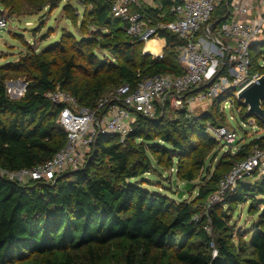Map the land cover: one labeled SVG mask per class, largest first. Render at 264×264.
Returning a JSON list of instances; mask_svg holds the SVG:
<instances>
[{
    "label": "trees",
    "instance_id": "obj_1",
    "mask_svg": "<svg viewBox=\"0 0 264 264\" xmlns=\"http://www.w3.org/2000/svg\"><path fill=\"white\" fill-rule=\"evenodd\" d=\"M113 1L95 2L84 25L97 30L90 40L77 42L66 34L68 40L57 46L64 54L67 44L72 50L56 78L52 69L57 60L45 56L55 48L22 58L15 70H4L16 73L18 67H24L28 76L25 92L18 99L8 96L4 76H0V168L31 169L65 147L66 136L56 122L61 107L45 97L57 86L80 107L93 108L122 85L134 89L145 78L184 73L173 52L181 43L171 33L162 31L155 37L165 46L164 52L169 51L163 59L136 54L144 43L125 35V24L110 14ZM158 1L163 10L159 20L157 10L141 5L134 10L155 21L172 20L170 0ZM33 2V8L41 12L45 7L56 8L60 0H0V6L10 15H31L26 4ZM67 20L75 24V20ZM97 48L111 55L113 62L101 68L94 53ZM147 50L155 52L151 44ZM257 61V56H251V70L264 75V67ZM225 96L214 99L210 106ZM238 102L233 104L242 107ZM170 112L165 107L154 120L136 116L123 144L115 137H96L83 168L61 175L53 184L20 186L0 177V264H264V207L257 213L250 237L237 245L221 208L227 205L231 211L235 205L264 196V177L238 183L233 192L224 195L221 206L210 204L219 181L253 146L264 148V137L240 146L235 154H223L209 178H204L205 184L198 186L193 202L174 200L137 182L145 174L157 172L147 152L159 167L170 169L176 161L175 177L192 183L211 151L220 147L208 133V123L212 128L227 127L217 125L209 113L185 119L186 111H178V117L171 120ZM247 118L246 111L241 120ZM256 122L264 128V122ZM205 170L209 175V169ZM169 193L176 196L178 191Z\"/></svg>",
    "mask_w": 264,
    "mask_h": 264
},
{
    "label": "built area",
    "instance_id": "obj_2",
    "mask_svg": "<svg viewBox=\"0 0 264 264\" xmlns=\"http://www.w3.org/2000/svg\"><path fill=\"white\" fill-rule=\"evenodd\" d=\"M170 2L168 14L172 20L168 22L152 20L134 10L140 9L138 0H114L110 14L125 24L127 37L141 43L155 39L162 31L177 37L181 43L178 52L184 73L145 78L134 89L122 85L100 98L93 108L80 107L72 95L57 86L45 97L52 105L61 107L56 122L66 136L65 147L31 169L7 171L0 168V177L20 186L30 182L53 184L61 175L83 168L96 137H115L123 144L136 116L154 120L165 107L174 112L186 111L188 115L193 106L210 105L222 95H226L228 104V98L237 100L239 91L257 80L260 75L251 70V49L264 42V0ZM6 28L7 20L0 14V32ZM8 85L14 88L6 87L10 98L23 96V84ZM251 123L255 124L253 120ZM210 132L213 138L227 144L238 139L237 134L227 128H214ZM262 177L264 148L255 145L246 158L235 163L219 181L218 192L211 197L210 204L223 200L238 183Z\"/></svg>",
    "mask_w": 264,
    "mask_h": 264
},
{
    "label": "rangeland",
    "instance_id": "obj_3",
    "mask_svg": "<svg viewBox=\"0 0 264 264\" xmlns=\"http://www.w3.org/2000/svg\"><path fill=\"white\" fill-rule=\"evenodd\" d=\"M99 1L100 0H60L56 8L45 7L41 12L37 10V7L33 8V4L36 3L33 2L26 4L28 6L27 12H32L31 15H10L7 9L0 6V14L7 18V28L5 31L0 32V76H4L5 86L14 90V88L8 84H26V77L28 76V71L24 67H18L16 73L4 71L5 69H11V71L15 70L17 68L16 65L22 58L40 56L47 50L53 48L55 49H53L49 55L46 53L45 56L48 58L50 56L56 58L57 65H54L52 69L53 78H56V71L63 63L64 57L69 56L70 51L72 50L67 44L66 53L64 54L60 48H57V46L61 45L63 40H68V35L66 34H70L77 42L91 39L90 34H94L97 30L91 26L84 27V25L88 22V15L95 5V2L98 3ZM102 1L109 2L110 0ZM67 18H70L73 21L75 20V24L70 23ZM102 32L105 31H100V33ZM159 43L160 42L155 39H152L151 41L142 44L141 48H136V54L140 57L148 56L151 59H163L169 51L167 50L165 53V46H161ZM148 44H151L155 52L147 50ZM173 52L177 54L178 58H180L178 49L173 50ZM94 53L98 61L101 63V68H103L107 62H113L114 60L111 55L105 53L102 49L97 48ZM251 56H257L258 65L264 67V42L251 49ZM75 60H77L76 57ZM30 71L29 74L34 76V72L32 70ZM18 98L19 97H13L11 99ZM222 99L223 100L220 102L221 104H213L216 109L210 105L193 106L191 112L186 115L185 119L200 118L204 114L209 113L213 115L217 125H226L228 130L234 131L238 136L237 141L225 146L222 141L218 140L220 147L214 148L211 151L206 158L204 167L198 171L197 177L192 183L180 181L175 177L176 161H173L172 168L170 169L164 166L159 167L154 162L153 156L147 152V155L151 159L157 172L145 174L137 182H144L142 185L144 188L163 194L167 198L174 200L183 198L188 202H193L197 196L198 186L205 184L204 178H209L210 173L214 171L215 166L218 164L223 154L227 151H229L230 154H233L240 148V146L249 144L254 139L264 137V128L261 124L256 122V118L251 117L244 121L241 120V117L246 113V109L242 108L243 106L240 102L238 103L242 107L233 104L234 99L230 101V98H228V104L231 105L229 106L224 98ZM168 114V117L171 120L178 117L174 111H171ZM252 120L255 122L254 125L251 123ZM242 122L244 123L243 126H241ZM210 124L211 123H208L207 125L208 133L213 137L210 131L214 128H212ZM158 144L161 143L158 142ZM210 165L211 167H209ZM205 169H209V175L205 174ZM170 191L181 192V198H177L178 193L176 196L171 195L169 193ZM223 202L224 200L215 203L221 206ZM251 204H253L252 210L249 209ZM197 207L200 211H205L202 206L197 205ZM263 207L264 196L255 197L252 201L235 205L233 206V210L230 209L231 211L228 210L227 205L221 206L228 216L229 225L233 229V241L235 245L239 244L241 240H247L250 237V232L253 229V223L256 220L257 213L262 210Z\"/></svg>",
    "mask_w": 264,
    "mask_h": 264
},
{
    "label": "water",
    "instance_id": "obj_4",
    "mask_svg": "<svg viewBox=\"0 0 264 264\" xmlns=\"http://www.w3.org/2000/svg\"><path fill=\"white\" fill-rule=\"evenodd\" d=\"M23 85L26 87V84ZM237 101L246 108L247 117H254L264 122V110L262 108L264 103V75H260L255 82H250L239 91ZM223 143L225 146L229 145L225 142ZM177 198H181V192H178Z\"/></svg>",
    "mask_w": 264,
    "mask_h": 264
},
{
    "label": "crops",
    "instance_id": "obj_5",
    "mask_svg": "<svg viewBox=\"0 0 264 264\" xmlns=\"http://www.w3.org/2000/svg\"><path fill=\"white\" fill-rule=\"evenodd\" d=\"M138 2L142 7L159 11L157 12V16L160 15L159 13L163 12L162 7L158 0H138ZM159 45L163 46L161 43H159Z\"/></svg>",
    "mask_w": 264,
    "mask_h": 264
}]
</instances>
